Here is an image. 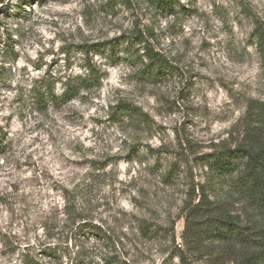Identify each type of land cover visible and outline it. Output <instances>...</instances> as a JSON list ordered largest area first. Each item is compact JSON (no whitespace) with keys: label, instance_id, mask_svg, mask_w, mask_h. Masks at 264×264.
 <instances>
[{"label":"rangeland","instance_id":"obj_1","mask_svg":"<svg viewBox=\"0 0 264 264\" xmlns=\"http://www.w3.org/2000/svg\"><path fill=\"white\" fill-rule=\"evenodd\" d=\"M168 1L0 2V264H237L245 244L185 233L201 183L264 228L204 161L264 123V0ZM89 65L93 86L65 100Z\"/></svg>","mask_w":264,"mask_h":264},{"label":"trees","instance_id":"obj_2","mask_svg":"<svg viewBox=\"0 0 264 264\" xmlns=\"http://www.w3.org/2000/svg\"><path fill=\"white\" fill-rule=\"evenodd\" d=\"M4 0H0L3 2ZM160 7L169 6L168 0H152ZM254 36L258 42L259 50L264 58V31L256 26ZM146 56L149 64L146 69L150 74L159 73L167 63L163 55L147 46ZM91 77L79 78L68 84V89L64 94L65 100H71L77 96L82 87L93 86L95 78V68L89 65ZM145 70V71H147ZM46 97V94H43ZM43 100V99H41ZM120 110L134 115L136 118L143 114L138 108H133L129 104L119 103ZM257 124L249 125L247 128V140L239 143L236 147H224L217 152L210 153L204 157L212 172L213 180L217 183H227L241 193L245 199L255 208L264 211V129L262 118H258ZM1 134V133H0ZM5 144L0 138V151L4 150ZM227 181V182H226ZM198 193L195 190L193 200L186 206L185 224L186 232L190 234L192 244L198 245L202 242L204 235L209 240L224 242H240L247 246H256L253 253H241L237 264H261L262 253L264 254V228L251 230L234 221V218L221 210L209 197L205 185L200 184ZM262 252V253H260ZM250 257V259H246Z\"/></svg>","mask_w":264,"mask_h":264}]
</instances>
